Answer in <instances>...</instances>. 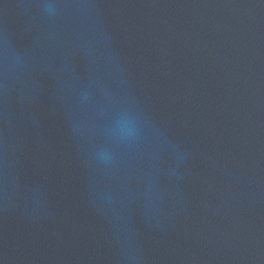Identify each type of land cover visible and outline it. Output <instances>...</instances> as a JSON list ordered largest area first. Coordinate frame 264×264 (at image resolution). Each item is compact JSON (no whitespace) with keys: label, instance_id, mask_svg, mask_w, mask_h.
Returning <instances> with one entry per match:
<instances>
[{"label":"water","instance_id":"water-1","mask_svg":"<svg viewBox=\"0 0 264 264\" xmlns=\"http://www.w3.org/2000/svg\"><path fill=\"white\" fill-rule=\"evenodd\" d=\"M0 264H264V0H0Z\"/></svg>","mask_w":264,"mask_h":264},{"label":"clouds","instance_id":"clouds-1","mask_svg":"<svg viewBox=\"0 0 264 264\" xmlns=\"http://www.w3.org/2000/svg\"><path fill=\"white\" fill-rule=\"evenodd\" d=\"M45 9L49 12L52 13L54 11V6L52 4H45L44 5Z\"/></svg>","mask_w":264,"mask_h":264}]
</instances>
